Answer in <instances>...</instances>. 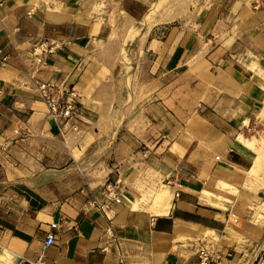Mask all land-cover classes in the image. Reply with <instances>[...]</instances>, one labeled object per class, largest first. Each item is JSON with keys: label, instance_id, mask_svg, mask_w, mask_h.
I'll return each mask as SVG.
<instances>
[{"label": "crops", "instance_id": "1", "mask_svg": "<svg viewBox=\"0 0 264 264\" xmlns=\"http://www.w3.org/2000/svg\"><path fill=\"white\" fill-rule=\"evenodd\" d=\"M196 4L207 7L192 19L197 33L181 36L162 85L135 112L124 109V72L135 65L123 52L141 40L143 18L156 28L174 21L167 13L140 0H0V248H12L13 264H35L49 232L57 244L44 264H192L199 244L183 240L212 232L216 248L240 244L227 219L242 207L224 211L202 194L242 191L264 150V0ZM39 81L79 92L78 141L60 137ZM131 120L145 129L130 130ZM165 187L171 208L156 216ZM246 223L241 239L259 246L260 228H235Z\"/></svg>", "mask_w": 264, "mask_h": 264}, {"label": "rangeland", "instance_id": "2", "mask_svg": "<svg viewBox=\"0 0 264 264\" xmlns=\"http://www.w3.org/2000/svg\"><path fill=\"white\" fill-rule=\"evenodd\" d=\"M140 1L144 4L154 3L152 15H164L167 13L168 18L174 21L164 24L158 23L157 27L153 28L156 23L150 22V17L146 19L143 18L139 26L140 31L143 33L141 40L136 41L130 46L128 51L123 52L122 58L124 64L128 67H131L133 64L135 65V70L127 69L124 72L125 76L128 77V81L125 82L124 98L126 99V103L124 109L125 111L130 110L135 112L148 105L151 99L150 95L153 94L155 89H158L162 85L165 73L164 66L172 49L178 44L181 36L185 33L190 35L197 33L199 23L192 21V19L195 18L197 14H202L204 10L207 9V7L197 6V0ZM125 8L131 11V4L126 3ZM144 13L145 12L142 10L141 16H143ZM122 27L124 32H129V38H132L133 34H135L133 27L129 29V23H124ZM149 33L150 41L153 40L151 44L148 43L149 39L147 38ZM188 41L194 42V40L191 39ZM205 42L207 44L206 47L204 43L201 45L205 47L206 50L213 47L212 42L209 40H205ZM262 116L264 117V115ZM140 122V120H131L129 123L130 130L138 128L139 126H141L139 128L142 130L145 129ZM260 122H264V120L261 121L260 119ZM77 139H69V142L78 141ZM97 171H100L97 174L101 175L103 168H99ZM206 198L208 202L216 207L222 208L224 211H226L224 204L235 205L237 203V206L242 207L244 210V216L236 212H228L227 220L230 225H237L233 220H238L240 224L247 220L252 223L253 226L260 228L264 237V150L261 151L260 160L251 171L250 175H248V179L242 191L236 190L235 186L231 188L223 184L222 189L219 188L217 192L209 193ZM242 227L243 228L234 227L235 231H229V236L238 239L240 244L235 245L229 243L227 239H224V250L216 248V243L222 241V239L214 234H210L212 232L207 234L208 237L204 236V238H200L199 240H185L184 246L187 249H191L192 246L199 244L197 246V252L200 248H207L211 251H221L225 254L230 251L232 253V258L228 259L224 264H248L251 261L253 262L258 255L255 253L258 246H256V243L252 244V242L247 239H241L240 234L245 227H247V223ZM211 235H214V239L211 238ZM4 249H9V247H5ZM0 251L3 253L2 248H0ZM195 258L197 259L196 255ZM195 262L196 261L193 263Z\"/></svg>", "mask_w": 264, "mask_h": 264}, {"label": "built area", "instance_id": "3", "mask_svg": "<svg viewBox=\"0 0 264 264\" xmlns=\"http://www.w3.org/2000/svg\"><path fill=\"white\" fill-rule=\"evenodd\" d=\"M36 64H42L41 54L34 53ZM37 93L40 100L45 105L47 115L54 122L60 137L66 141L69 139H77L83 135V116L80 106L81 97L75 87L56 81H39L36 84ZM16 135L20 132L16 131ZM143 156L148 157V152L144 151ZM172 185L171 181L166 182ZM108 196L112 197L113 191H107ZM179 197V194H176ZM116 203H120L119 198H115ZM238 224V220H234ZM56 234L49 232L43 243L42 255L35 264H44L43 256L45 252L56 246ZM196 262L193 264H223L226 260L232 258V253L228 251L226 254L221 251H211L207 248H200L196 254ZM252 264H264V247L258 253Z\"/></svg>", "mask_w": 264, "mask_h": 264}, {"label": "bare ground", "instance_id": "4", "mask_svg": "<svg viewBox=\"0 0 264 264\" xmlns=\"http://www.w3.org/2000/svg\"><path fill=\"white\" fill-rule=\"evenodd\" d=\"M209 192L208 191H204L203 192V197H208ZM171 193L170 190L165 187L163 190H161L155 197V210L154 213L156 216H163V215H167L169 213V210L171 208ZM136 206V205H135ZM136 208V207H135ZM235 219V218H232ZM234 221V220H233ZM232 221V222H233ZM235 225H228V229L229 231H235ZM261 236V235H260ZM185 241V240H183ZM214 241V240H213ZM264 247V237L262 238L259 246L257 247L255 253H259ZM214 248V247H211ZM12 248L10 247L9 250L4 249L3 253L0 255V264H13L15 257L12 253ZM253 262H249L248 264H252Z\"/></svg>", "mask_w": 264, "mask_h": 264}]
</instances>
